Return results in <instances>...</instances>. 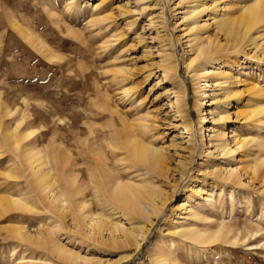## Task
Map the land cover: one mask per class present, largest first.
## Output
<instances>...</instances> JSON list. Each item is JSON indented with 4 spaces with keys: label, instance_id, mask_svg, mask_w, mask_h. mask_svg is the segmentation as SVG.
I'll use <instances>...</instances> for the list:
<instances>
[{
    "label": "rangeland",
    "instance_id": "obj_1",
    "mask_svg": "<svg viewBox=\"0 0 264 264\" xmlns=\"http://www.w3.org/2000/svg\"><path fill=\"white\" fill-rule=\"evenodd\" d=\"M254 1L0 0V264H63L51 249L13 233L23 229L32 238L46 226L80 256L114 261L133 252L129 243H101L114 224L147 230L124 264H152V257L171 264H264V148L258 146L264 143V13L244 37H230L218 25L237 23ZM201 44L206 53L198 54ZM186 59L203 72L200 95ZM170 66L185 86L184 118L172 105ZM21 120L26 130L45 129L43 149L42 143L76 138L67 148L84 170L96 165L89 162L94 148L85 125L95 127L103 146L96 155L105 154L123 182L145 184L157 214L147 208L150 217L136 211L127 221L120 209L106 211L101 236L85 237L71 221L73 207L56 212L38 198L24 152L34 145L15 135ZM122 121L134 140L157 151V168L136 162L123 135L115 138ZM11 133L17 144L8 141ZM113 137L119 149L110 151ZM221 142L232 151L222 152ZM56 149L48 148L52 164ZM59 174L64 187L67 174ZM14 199L27 208L15 209ZM221 226L238 242L225 243L223 235L212 245L192 239Z\"/></svg>",
    "mask_w": 264,
    "mask_h": 264
},
{
    "label": "bare ground",
    "instance_id": "obj_2",
    "mask_svg": "<svg viewBox=\"0 0 264 264\" xmlns=\"http://www.w3.org/2000/svg\"><path fill=\"white\" fill-rule=\"evenodd\" d=\"M263 13H264V0H255L252 5H250L245 9L244 14H242L243 16L242 17L240 16L241 19L239 17L240 20L237 23H235L236 21L234 20H230V21L227 20V21H218V25L230 37H236L239 34L241 37H244L248 31H250L260 22ZM193 29L194 28H192L191 31ZM241 31L242 33H240ZM204 47L206 46H203L202 44L201 46H199L198 54L206 53L204 51L207 48ZM193 63H194L193 59H186L184 61L186 68L189 69L191 78H193V80L195 81V85L197 88L196 93L200 95L202 90L200 78L203 75V72L201 71V69L199 70L194 68ZM165 72L168 73L173 78L172 87L174 89V97H173L174 100L172 105L173 107L176 108L175 109L176 113H178L180 117L184 118V114H183L185 107L184 83L176 76L174 66L167 67ZM198 103L199 100L197 99L196 100L197 108L201 106V105L199 106ZM261 110H264V108ZM185 122L186 121H183L184 129L188 131L190 130L189 128L190 126L186 125ZM119 124H120L119 128L124 127V129L123 130L118 129V132L116 131L117 133H115L114 136L116 138L119 135L120 136L123 135V137L121 138H124L125 141H127L126 148L130 152L132 158L136 162L141 163L144 166H147V168L148 166L157 168L161 161L160 160L161 157L158 155L157 151L153 150L150 147L143 146L139 141L134 140L133 138L135 134L131 132L130 126L128 124L124 122ZM17 128L19 129L17 131H20L19 132L20 134L16 133L15 135H19L18 138L20 143L28 144V146H30L31 144L34 145L32 149L28 147L29 148L27 149L28 151H24V152H27L26 153L27 156L25 157L26 162H28L26 163L28 166L27 169L30 172L29 177H31V180L33 179L32 182L34 183L36 192L38 193V198L43 197L44 202L46 201L49 207L56 212L60 211L61 213L65 211L66 213L67 209H71V207H73L75 215H73L72 212L71 221L73 222L75 220L74 225H76L75 226L76 229L79 230L80 232H83L85 237L89 236L94 238L95 236L97 237L101 236V233L104 231V229H106V225L108 224L109 221V217L106 214L107 213L106 211L110 212V210L114 211L120 209L119 211L120 214L123 217H126L127 221L130 220L129 218H127L129 216L128 214L130 215L137 214L136 211L142 212L144 215L147 216V218L150 217L151 214L147 212V208H149L152 211V214H157L156 209L158 208L155 207L154 201L152 200L153 197H151V194H149V192L146 190L148 187L147 186L144 187L145 184L135 185V183L132 182H123L120 176L112 173L110 169L111 161L109 160V158L106 157L105 154L96 155L98 151L102 149L103 146L100 145L99 141H97L98 139H97V135H96L97 132L95 127L90 125H85V129L88 132L87 136L92 138L91 145L94 148L93 156L91 157L93 158L94 161L91 159L89 160V162L90 161L91 163L95 162L96 164L94 167L86 170L75 167L77 163L76 160L77 157H73L72 154L73 152H71V150L67 148V147L69 148L75 147V144H77L76 142H78L76 141L75 138V136L77 135L72 136L73 139L75 138L74 140H72L71 137H69L70 140L65 138V140H59L58 142L55 141L56 143L53 141L50 142L49 144L46 142L45 145L44 143H42L44 147L43 149L40 145V142L42 141V138L46 135V133L44 132L45 129L41 130V127H36L35 129L26 130L25 128H23V120H21L18 123ZM127 128L130 130H127ZM8 136H9L8 141H11L12 144H17V142H15V138L12 133L8 134ZM115 138L113 137L111 139V142L109 141L108 148H110V151L114 149V147L119 149V147L117 146L118 144H113L112 142L113 140H115ZM103 140H104V135H103ZM10 146H12L13 148L14 145L10 144ZM56 146L57 149L54 152L55 159L53 160V164H52L51 160L49 159L48 148L53 149ZM258 146L260 148L262 147L264 148V143L263 144L260 143L258 144ZM37 147H41L42 149L38 148L39 149L38 150ZM218 147L224 153H229L232 151L226 143L223 144L221 142L220 144H218ZM19 149L21 150L22 148ZM24 152L22 151V153ZM80 154H82V152H80ZM58 155L59 158H57ZM81 159L86 164L85 156L81 157ZM57 172L58 174L60 173L61 175L67 174L64 187H60L59 184H57L58 183V179H56ZM33 191H35V189ZM34 195L37 194H35L34 192ZM144 200L145 201L150 200L151 203H147L146 201L147 206H144L142 203V201L144 202ZM10 203L15 209L24 210V208H27L26 203L23 202L21 199H14ZM187 207L188 205L186 203H183L182 205H180V210L186 211ZM8 210L10 209H7V211ZM25 211H27V209H25ZM192 213L193 212H191V210L189 209L187 212V216L190 215L193 216ZM14 229H13L14 230L13 233L15 234V237L18 238L20 241L28 243L36 248L51 249L52 252L55 254V256H57L58 259H60L62 262L66 264H124L129 259H132L135 253L139 252L144 242V238L147 231L143 227H138L136 231L132 225H130V227L127 228L126 230H123L121 229L120 226L114 224L112 228L107 229L110 232L107 239L104 237L102 238L100 237L101 243L112 247L117 245L119 246V244L125 245L129 243L133 246V252L127 255H123L114 261L107 260L104 262H100V261L97 262L82 257L80 256L79 253H76L71 249L67 248L65 244H62L56 239L54 230L47 226L38 235L32 238L28 237L23 229H17V228ZM186 230L183 232L185 233V235L189 233ZM189 231L190 233H192L191 230ZM228 233L229 232L224 231L223 226H221L219 230L212 233H207L206 231L195 232L193 234L194 236H192V239L195 240V241L193 240L195 243L200 242L202 245L203 244L212 245L213 243L218 241V238L221 235H223V237L225 238L224 241L225 243H229V244L237 243L238 242L237 239L232 236L231 238L228 237ZM116 234H119L121 236H119L118 238L116 237L117 236ZM245 241L247 240H244L243 242ZM152 258L150 260L152 264L172 263L170 259H168L167 261L166 260L158 261L159 259L158 260L153 259L152 261Z\"/></svg>",
    "mask_w": 264,
    "mask_h": 264
},
{
    "label": "trees",
    "instance_id": "obj_3",
    "mask_svg": "<svg viewBox=\"0 0 264 264\" xmlns=\"http://www.w3.org/2000/svg\"><path fill=\"white\" fill-rule=\"evenodd\" d=\"M131 263H132V262H131ZM131 263H130V264H131Z\"/></svg>",
    "mask_w": 264,
    "mask_h": 264
}]
</instances>
